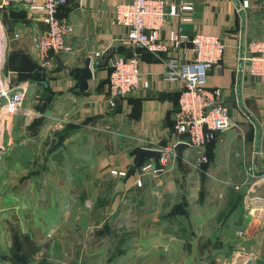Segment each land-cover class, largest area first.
Masks as SVG:
<instances>
[{
  "label": "crops",
  "instance_id": "1",
  "mask_svg": "<svg viewBox=\"0 0 264 264\" xmlns=\"http://www.w3.org/2000/svg\"><path fill=\"white\" fill-rule=\"evenodd\" d=\"M123 1L65 6L71 52L46 68L32 51L39 20L20 7L0 10L8 38L1 81L24 95L17 113H0V264H264V86L240 59L250 40H264V0H164L166 7L188 3L192 10L167 16L162 39L175 31L224 44L207 86L222 89L236 126L205 147L176 152L172 169L143 178L141 187L133 167L144 142L171 146L185 139L174 133L183 82L163 79L162 59L191 51L130 48L127 30L113 22ZM110 48L136 54L149 82L120 96L114 108L108 76L115 55L92 68L87 88L78 89L85 59L92 66ZM51 138L56 144L47 152ZM201 155L208 162L196 170ZM112 169L127 178L112 179ZM119 183L124 188L115 195Z\"/></svg>",
  "mask_w": 264,
  "mask_h": 264
},
{
  "label": "built area",
  "instance_id": "2",
  "mask_svg": "<svg viewBox=\"0 0 264 264\" xmlns=\"http://www.w3.org/2000/svg\"><path fill=\"white\" fill-rule=\"evenodd\" d=\"M68 0H0V10L11 6H26L32 18L39 20L42 29L32 34V51L40 67H48L54 56L70 53L71 47L66 39L73 32L71 25L62 16V9ZM247 8L243 1L240 9ZM192 10L188 3L172 4L166 7L164 0H124L116 5L113 22L127 30L126 43L132 49H142L155 55L168 53L170 49L178 51L181 46H189L191 55L168 56L162 59V75L165 81H181L183 88L178 96V110L175 114L174 133L185 137L183 141L189 148H202L214 140L217 134L223 133L236 124L228 115V109L222 103V89L207 86V71L222 60L224 44L216 36L194 34L185 37L171 31L162 39L160 33L165 26L166 17H175L180 12ZM3 49L8 38L1 28ZM14 39L18 35L13 36ZM187 50V49H186ZM248 55L240 59L247 62L249 75L263 80L264 86V40H250L247 44ZM100 56V55H97ZM8 83V79H7ZM149 87V82L142 76L138 57L132 55H115L110 63L108 76L109 106L114 108L120 96L132 91ZM0 106L2 116L17 113L24 100L20 89L0 85ZM176 143V144H177ZM152 146L147 141L142 149L158 151L157 160H146L136 170L139 178L137 187L142 186L145 177L156 178L169 172L177 157L175 145ZM208 162L205 155L198 157L193 166L200 170ZM112 179L122 181L128 173L122 170L109 171Z\"/></svg>",
  "mask_w": 264,
  "mask_h": 264
},
{
  "label": "water",
  "instance_id": "3",
  "mask_svg": "<svg viewBox=\"0 0 264 264\" xmlns=\"http://www.w3.org/2000/svg\"><path fill=\"white\" fill-rule=\"evenodd\" d=\"M80 4V0H68V3L66 5V8L68 10H74L78 5ZM20 10L27 11L26 6H20ZM118 50L117 48H110L108 49L103 55L96 56L94 59V65L91 66L92 58L87 57L84 61V66L81 68H78V71L80 72V75L78 77V89L79 90H85L87 88V80L92 77V68H98L101 65H104L107 63L109 57L111 55H117ZM43 84L46 86L47 83L43 81ZM56 144V139L51 138L50 143L47 147V152L52 150ZM189 146L185 143H177L175 145L176 152L180 155L184 150L188 149ZM160 156V153L158 151L148 150V149H138L137 150V160L134 165L135 169H138L146 160H157ZM124 188L123 183H119L117 185L115 195L122 193ZM246 264H251V261H247Z\"/></svg>",
  "mask_w": 264,
  "mask_h": 264
},
{
  "label": "bare ground",
  "instance_id": "4",
  "mask_svg": "<svg viewBox=\"0 0 264 264\" xmlns=\"http://www.w3.org/2000/svg\"><path fill=\"white\" fill-rule=\"evenodd\" d=\"M2 50H3V40H2V34H1V28H0V64H1V58H2ZM1 85V80H0Z\"/></svg>",
  "mask_w": 264,
  "mask_h": 264
},
{
  "label": "rangeland",
  "instance_id": "5",
  "mask_svg": "<svg viewBox=\"0 0 264 264\" xmlns=\"http://www.w3.org/2000/svg\"><path fill=\"white\" fill-rule=\"evenodd\" d=\"M0 28H2L3 29V27H2V24L0 23ZM0 80H2V74H1V72H0ZM2 82V81H1ZM250 167V166H249ZM248 167V168H249Z\"/></svg>",
  "mask_w": 264,
  "mask_h": 264
},
{
  "label": "trees",
  "instance_id": "6",
  "mask_svg": "<svg viewBox=\"0 0 264 264\" xmlns=\"http://www.w3.org/2000/svg\"><path fill=\"white\" fill-rule=\"evenodd\" d=\"M63 10V9H62ZM133 170L136 171L137 169H135V167H133Z\"/></svg>",
  "mask_w": 264,
  "mask_h": 264
}]
</instances>
